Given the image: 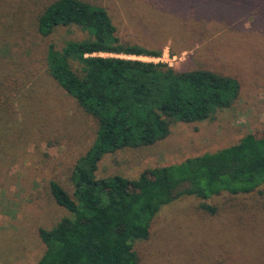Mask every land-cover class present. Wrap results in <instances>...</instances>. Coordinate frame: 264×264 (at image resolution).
Wrapping results in <instances>:
<instances>
[{
  "label": "rangeland",
  "instance_id": "374dc122",
  "mask_svg": "<svg viewBox=\"0 0 264 264\" xmlns=\"http://www.w3.org/2000/svg\"><path fill=\"white\" fill-rule=\"evenodd\" d=\"M51 1L0 0V264L39 259L44 247L37 229H49L70 215L55 203L48 182L55 180L71 193L72 167L96 136L94 119L46 72L50 42L60 46L83 37L74 26L48 37L38 34L36 19ZM86 1L106 8L119 35L138 42L151 36L141 25L146 13L165 8L160 19L182 22L186 32L194 28L195 42L175 55L165 45L159 61L208 67L240 83L237 100L213 118L176 122L153 145L105 154L97 178H135L146 168L215 152L264 128V0H178V11L171 0ZM202 202L214 212L201 209ZM133 248L138 264H264V194L179 196L161 206L148 238L135 241Z\"/></svg>",
  "mask_w": 264,
  "mask_h": 264
},
{
  "label": "trees",
  "instance_id": "16d2710c",
  "mask_svg": "<svg viewBox=\"0 0 264 264\" xmlns=\"http://www.w3.org/2000/svg\"><path fill=\"white\" fill-rule=\"evenodd\" d=\"M171 2L178 11V0ZM166 12L146 13L141 25L151 36L141 42L120 36L107 9L86 0H52L38 15L36 30L42 37L71 26L83 34L60 46L50 42L45 68L94 119L96 136L72 167L71 193L55 180L48 182L51 197L70 215L49 229H37L44 251L33 264H138L134 242L148 238L155 214L179 196L264 194V128L215 152L146 168L135 178L95 176L105 154L153 145L169 135L174 123L211 119L239 96L240 83L229 74L137 58L160 57L167 44L170 55L194 47V28L186 32L182 22L168 24L160 19ZM200 208L214 212L205 202Z\"/></svg>",
  "mask_w": 264,
  "mask_h": 264
},
{
  "label": "built area",
  "instance_id": "2783aa9c",
  "mask_svg": "<svg viewBox=\"0 0 264 264\" xmlns=\"http://www.w3.org/2000/svg\"><path fill=\"white\" fill-rule=\"evenodd\" d=\"M152 59H153V60H158V61L161 60L160 57H152Z\"/></svg>",
  "mask_w": 264,
  "mask_h": 264
}]
</instances>
